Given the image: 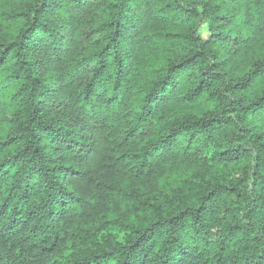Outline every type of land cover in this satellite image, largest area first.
Listing matches in <instances>:
<instances>
[{
	"label": "clouds",
	"instance_id": "9594fccd",
	"mask_svg": "<svg viewBox=\"0 0 264 264\" xmlns=\"http://www.w3.org/2000/svg\"><path fill=\"white\" fill-rule=\"evenodd\" d=\"M0 264H264V0H0Z\"/></svg>",
	"mask_w": 264,
	"mask_h": 264
}]
</instances>
